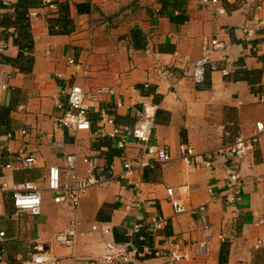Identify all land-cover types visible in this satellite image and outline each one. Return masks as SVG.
<instances>
[{
  "label": "crops",
  "instance_id": "obj_1",
  "mask_svg": "<svg viewBox=\"0 0 264 264\" xmlns=\"http://www.w3.org/2000/svg\"><path fill=\"white\" fill-rule=\"evenodd\" d=\"M219 6L227 13L220 15ZM254 15L264 18V0H222L211 8L199 0H0V183L35 181L43 188L39 215L17 211L11 192L0 191V264H35L38 244L60 264H85L107 255L105 242L112 240L135 245L129 264H264V225H255L264 215V133L232 190L225 169L236 138L251 137L264 122L258 99L264 34L249 38L243 31ZM61 18L68 19L66 28L57 24ZM214 37L230 48L212 58L230 72L208 71L197 85L181 68L199 59L203 41ZM73 85L115 90L88 102L89 130L60 122L63 92ZM144 103L158 108L153 141L169 153L168 161L146 154L126 134L117 136L126 139L125 148L107 135L115 126L134 127ZM103 112L115 125L103 121ZM182 143L195 150L192 164L181 156ZM208 153H220L212 168L203 165ZM69 155L77 158L80 178L93 173L100 180L81 198L76 218L85 236L73 247L55 240L71 212L47 188L51 166L68 181ZM19 156L36 162L22 166ZM9 163L13 169L5 168ZM169 188L187 212H174ZM161 216L165 223L156 229ZM96 223H109L113 234L92 232ZM176 246L189 262L170 259Z\"/></svg>",
  "mask_w": 264,
  "mask_h": 264
},
{
  "label": "built area",
  "instance_id": "obj_2",
  "mask_svg": "<svg viewBox=\"0 0 264 264\" xmlns=\"http://www.w3.org/2000/svg\"><path fill=\"white\" fill-rule=\"evenodd\" d=\"M202 5L207 8H211L215 5H220L222 0H199ZM54 6V5H53ZM55 7V6H54ZM258 9L261 6L257 7ZM218 13L220 15L226 14L225 7L219 6ZM243 31L247 37L251 38L258 34H264V18L254 15L251 20L246 21L243 26ZM229 45L218 37H214L208 40H204L202 43V56L194 61L188 62L182 69V76L190 79L193 83L199 85L205 82L206 74L208 71L221 70L225 75L229 74V69L221 68L219 60L212 58V54L216 52H226L229 50ZM3 47H0V53H3ZM172 75V78H176L175 74L168 71ZM115 90L109 87H98L93 91H85L82 87L73 85L67 91L63 93L67 96V103L64 114L60 118L61 124L73 131L89 130L91 128V121L88 116V102H96L103 94L114 93ZM258 99L261 103H264V92L258 95ZM60 108L64 105L62 102H58ZM117 106H121L118 102ZM157 106L152 103H144L142 108L137 111L138 123L134 127L115 126L112 131H109L107 135L113 139H118L116 144L125 148L127 141L124 138H117V136L126 134L132 138L133 141L141 145L143 151L146 154L155 156L159 161L170 160L169 153L160 148L153 141ZM103 121L107 124L115 125V119L112 115L103 112ZM264 133V122L258 121L256 123V131L251 137L238 136L234 143L228 148L227 154L231 158V164L225 166L228 174L229 189L239 185L241 165L250 151L254 150L257 144L261 141L262 134ZM180 151L182 158L188 163L194 162L196 156L194 148L188 143H182L180 145ZM220 153H208L205 155L203 165L206 168H212L218 161ZM22 166L29 167L36 162V158L33 156L24 157L19 156L17 158ZM90 163L89 159L84 160ZM77 158L74 155H69L66 158V174L68 175V181L63 182L62 170L59 166L54 165L49 168L47 176V188L54 194V202L63 203L70 209V223L67 229L59 232L55 236V240L66 247H73L77 240L85 233L78 228V220L76 218L77 211L81 204V198L85 191L93 184L100 183V180L96 179L93 173H90L87 178H80L76 172ZM6 169H13L12 163L5 165ZM127 173L132 171L130 162L125 163ZM264 183V176L261 178ZM0 191L11 192L13 198V205L17 211H27L33 215H39L42 212L43 202V188L35 181H25L22 183H16L13 185L7 182L0 183ZM170 202L173 206V210L176 214H183L188 211V208L182 203L176 196L173 188L167 190ZM264 196V192H263ZM230 200L237 201L235 195L228 196ZM203 209V208H201ZM196 212V210H192ZM165 223L163 216L159 217L153 226L156 229H160ZM255 225H264V215L258 216L255 221ZM141 228V225H135L134 230L137 232ZM92 232H100L103 236H109L113 234V228L109 223H96L91 227ZM4 236V232L0 233ZM264 243V239L261 240ZM105 247L108 254L103 258L87 261L85 264H129L133 261L132 255L137 253V248L132 243H118L116 241H106ZM37 253L34 254L32 262L35 264H60L61 259L55 256L52 252L45 250L44 246L38 244L36 247ZM159 255V252L157 253ZM170 259L174 263L189 262L191 257L184 252L179 246H176L169 253ZM75 264V263H70Z\"/></svg>",
  "mask_w": 264,
  "mask_h": 264
},
{
  "label": "trees",
  "instance_id": "obj_3",
  "mask_svg": "<svg viewBox=\"0 0 264 264\" xmlns=\"http://www.w3.org/2000/svg\"><path fill=\"white\" fill-rule=\"evenodd\" d=\"M67 22H68V19L67 18H61L59 19L58 23L57 24H63L64 27L66 28L67 26Z\"/></svg>",
  "mask_w": 264,
  "mask_h": 264
}]
</instances>
